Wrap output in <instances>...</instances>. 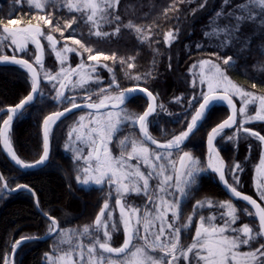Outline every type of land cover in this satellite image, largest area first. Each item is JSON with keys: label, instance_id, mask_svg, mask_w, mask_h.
<instances>
[{"label": "snow or ice", "instance_id": "obj_1", "mask_svg": "<svg viewBox=\"0 0 264 264\" xmlns=\"http://www.w3.org/2000/svg\"><path fill=\"white\" fill-rule=\"evenodd\" d=\"M13 2L22 6L24 0ZM26 3L30 11L35 12L32 19L36 23L0 20V65L19 66L30 81L28 94L15 105L8 106L3 115L0 145L20 169L47 165L53 126L66 114L81 111L84 114L70 126L64 148L72 154L77 184L95 185L100 191H107L94 221L82 228L61 227L56 217L43 213L49 222L45 236L25 235L16 239L10 245L11 255L7 252L3 255V264H15L13 257L22 244L45 238L53 241L51 250L44 254L46 264H264V135L246 126L264 122V91L248 90L229 76V70L234 69L241 58L240 53L251 50V40L258 34L254 30L251 36L242 39L244 25H256L259 21L257 29H264V0H246L226 15L221 9L210 21L214 27L204 35L218 39V49H227L235 42L244 47L234 55L221 56L216 52L212 54L215 59H200L192 64L188 69L192 95L187 98L183 93L174 96L175 103L183 105L186 102V107L181 113H168L175 118L174 122L186 123V127L163 141L153 135L150 127H156L167 108L158 102V92L141 86L155 78L153 73L137 72L135 57H118L115 51L109 55L85 42L92 39L111 41L119 37L122 28L134 32L140 42H147L151 25H138L133 20L124 24L116 11L120 0H26ZM224 3L228 4L229 0ZM60 10H66L72 19L56 16ZM169 11H178L176 0L164 9L165 18ZM222 18L229 23L220 24ZM113 24L111 32L103 30ZM81 25L87 28L86 33L77 31ZM66 31L69 35L64 36ZM54 33H60L64 41L62 46ZM178 37L179 30L170 29L164 33V43L171 46ZM42 41L47 42L54 54L58 64L56 70L45 67ZM30 45L34 46V52ZM196 47L199 49L202 45ZM8 48L12 49V55L7 54ZM73 54L80 57L75 66L70 60ZM260 54L264 56V46L260 47ZM117 64L125 69L124 77L132 86L124 87L118 82L114 72ZM168 68H172L171 59ZM102 69H107V81L101 76ZM42 82L51 86L54 95L50 100L54 104L68 107L44 116L42 154L27 162L13 148L12 126L14 119L22 116L28 107L38 100L49 99ZM251 89H257V84H251ZM138 94L147 98L142 112L128 107ZM94 97H99L98 102ZM219 102L226 104L230 114L207 132L205 162L191 150L184 149L208 119L213 105ZM189 112L190 120L187 119ZM126 128L129 129L127 133ZM226 129L234 131L225 137ZM244 137L255 138L261 145L259 162L254 165L255 199L237 190L241 183L240 173L244 171L242 164L237 161L226 165L217 147L218 138L238 147ZM114 143L118 154L110 147ZM209 174L217 176L231 197L246 202L252 211L247 207L238 208L232 199H195L200 180ZM229 174L231 183L226 179ZM10 179L15 177L6 178L0 173V196L16 190L27 191L39 207L34 189L19 183L13 189L9 186ZM133 196L143 200L142 206L127 203ZM113 199L114 206L110 204ZM189 205L191 211L185 217ZM116 208L119 209L118 220L114 217ZM241 214L255 218L258 224L241 222ZM119 225H122L123 239L114 247ZM185 239L190 242L184 244Z\"/></svg>", "mask_w": 264, "mask_h": 264}, {"label": "trees", "instance_id": "obj_2", "mask_svg": "<svg viewBox=\"0 0 264 264\" xmlns=\"http://www.w3.org/2000/svg\"><path fill=\"white\" fill-rule=\"evenodd\" d=\"M245 2L246 0H229V3L225 4L224 0H206V2L205 0H183V2L176 0L178 11H169L167 18H165L164 9L168 8L173 0H120L116 11L122 22L127 24L129 20H133L138 25H151L149 40L142 43L134 32L122 28L119 37H114L111 41L100 42L92 39L85 42L109 55L115 51L118 57H135L134 64L137 72L153 73L155 78L141 86L148 87L154 93L158 92V102H162L167 108V112L161 113L156 127H150L154 136L165 140L170 138L172 134H178L186 127V123L182 125L174 122L175 118L168 113H181L186 107V102L183 105L175 103L174 96L183 93L187 98L192 95L191 76L188 74V69L192 64L200 59H215L212 54L216 52H219L221 56L234 55L239 52L240 48L244 47L242 43L235 42L233 46L220 50L216 47L219 40L214 37L208 38L204 33L212 25L210 21L215 18L218 11L223 9L226 15ZM201 4L204 5L203 8L199 7ZM13 13L15 14L13 15ZM34 15L35 12L30 11L26 0L22 6L14 4L13 0H0V20H4L5 23L8 19L20 21L21 24L26 21L36 22L32 19ZM55 15L63 17V20L72 19V15L68 14L66 10H60ZM223 20L227 19L222 18L219 22H223ZM258 24L259 21L256 22V25H244L241 33L242 39L245 36H251L254 30L258 34L251 40V50L245 49L244 52L240 53L241 58L238 60L237 66L229 70V76L246 89L260 92L264 91V56L260 54V47L264 46V29H257ZM111 27L114 29L115 25L113 24ZM170 29L179 30V37L171 46L164 43V33ZM77 31L86 33L87 28L81 25ZM67 35H69L68 31L64 33V36ZM54 36L60 41L59 46H62L64 41L60 33H54ZM77 38L80 37L77 36ZM42 43L45 45V67L56 70L58 64L55 62L54 54H51L46 41H42ZM197 44L202 45V47L198 49ZM30 48L34 52V46H30ZM6 52L10 53L8 49ZM86 58L87 53L84 54V59ZM79 59L80 57L74 54L70 56L73 66L79 62ZM170 59L171 70L168 68ZM154 60L155 68H153ZM107 63L112 64L111 61ZM124 71L125 69L118 64L114 68L118 82L124 87H130L132 86L131 82L124 77ZM101 76L105 81L109 79L107 69L101 70ZM253 83L257 84V89H251ZM42 88L49 99L44 102L38 100L28 107L23 115L17 118L12 127L11 137L14 150L27 162L38 159L39 155L42 154V122L44 116L67 106L54 104L50 100V97L54 95L50 85L42 82ZM29 91L30 81L24 70L15 66H0V110L15 105ZM77 95L83 94L77 93ZM94 99L99 100V97H94ZM78 102L81 101L77 100ZM237 103L239 104L238 101ZM145 106L144 98L138 97L134 107L142 111ZM78 114L70 116L55 126L51 136L50 162L42 169L22 172L5 159L0 150L2 174L6 178L15 177L14 180H9V186L13 188L17 183L29 185L36 192L41 210L56 217L61 222V227L64 228H82L85 224H91L98 214L99 208L103 206L104 200L102 193L97 190H86L77 184L72 173L71 155L64 150L68 125ZM227 115H229V110L223 105H216L212 108L208 119L190 141L191 145L196 146L198 155L204 154L207 132L227 118ZM190 118L191 112H189L187 119L190 120ZM246 126L264 135V122H252ZM160 130H164L163 133ZM233 131L224 133V136L231 135ZM217 146L221 149L228 165L237 161L242 164L244 171L240 173L241 183L238 186L256 197L253 179L254 165L259 162L261 154L259 141L255 138L244 137L237 147L228 143L226 139H218ZM246 157L248 158L247 162L245 161ZM216 193H220L222 198L226 199L223 190H220L211 180L204 178L196 199H201L203 196H214ZM135 202L142 203L140 200ZM194 202L193 200L192 203ZM240 206L242 208L247 207L251 211L243 203ZM190 211L189 205L185 212ZM48 223V220L36 209L34 198L27 191L0 196V264H3L2 257L6 252L11 255L10 245L16 239L25 235L41 237L45 235ZM87 242L85 240V243ZM52 243V239H49L23 244L17 251L16 264H42L44 262L43 254L51 250Z\"/></svg>", "mask_w": 264, "mask_h": 264}, {"label": "flooded vegetation", "instance_id": "obj_3", "mask_svg": "<svg viewBox=\"0 0 264 264\" xmlns=\"http://www.w3.org/2000/svg\"><path fill=\"white\" fill-rule=\"evenodd\" d=\"M8 55H12L13 54V51H10V53H7ZM24 58H26V59H28L29 57L28 56H25ZM106 86V85H105ZM138 97H142V98H144V100H145V102H146V106H147V98L145 97V96H143V95H137V97L131 102V103H129L128 104V107H130L131 109H133V110H135V111H138V112H142V111H139V110H137L134 106L136 105V101L138 100ZM96 101H98V100H96ZM78 103H81V102H78ZM146 106L144 107V108H146ZM2 119H3V116L0 118V122H2ZM228 132V131H227ZM231 132V131H230ZM226 133V132H225ZM206 138H207V136H206ZM192 139V138H191ZM161 140V139H160ZM161 141H163V140H161ZM191 141V140H190ZM112 148H113V151H114V154H118V149L115 147V143L111 146ZM218 147V146H217ZM219 148V147H218ZM220 149V148H219ZM0 150H1V145H0ZM65 150V149H64ZM184 150H191L192 152H193V154L194 155H196V156H198V157H201V159L202 160H204L205 162H206V154H207V150H206V140H205V145H204V154L203 155H198L197 154V149H196V146H194V145H191L190 144V142H188V144H187V147L184 149ZM221 150V149H220ZM66 151V150H65ZM1 152H2V150H1ZM67 152V151H66ZM67 153H69V152H67ZM2 154L4 155V153L2 152ZM70 155H72L71 153H69ZM221 156L223 157V154H222V151H221ZM4 157H5V159L7 160V158H6V156L4 155ZM224 158V157H223ZM225 160V159H224ZM225 162H226V160H225ZM226 165H228V163L226 162ZM0 172H1V170H0ZM2 173V172H1ZM72 173H73V175H74V171H73V163H72ZM227 176V179L229 180V182L231 183V180H230V178H229V176L228 175H226ZM75 177V176H74ZM204 178H206V179H208V180H211L215 185H217L218 186V188L220 189V190H223V187H222V185H221V183H220V181L218 180V178L214 175V174H209V175H205L204 177H202V179L200 180V188H199V190L201 189V186H202V182H203V180H204ZM81 187V186H80ZM253 187H254V183H253ZM83 188V187H82ZM85 189V188H84ZM97 190L98 192H100V193H102V196L105 198V192L107 191V189H105L104 191H100L98 188H97V186H94V187H92V188H90V189H86V190ZM237 190H239V191H242L243 193H246V194H249V195H251V196H253L254 198H257V197H255L254 195H252V194H250V193H248V192H245L243 189H241L239 186H237ZM254 190H255V187H254ZM224 191V190H223ZM226 194V193H225ZM211 198V199H214V200H217V201H221V200H224L223 198H222V195L220 194V193H216L214 196L213 195H211V196H203L201 199H203V198ZM196 198H198L197 197V193H196V195H195V199ZM195 199H194V201H195ZM226 199H231V198H229L228 196H227V194H226ZM129 201L130 200H133V201H136V200H140V201H142V203H136V204H138V205H140V206H142V204H143V200L142 199H140V198H136V197H132V198H129L128 199ZM233 202L237 205V206H240V204H242L243 202H239V201H234L233 200ZM244 204V203H243ZM251 211H252V209H251ZM115 212H117V214H118V216H119V209L118 208H116L115 209ZM188 214H190V212H185V217L188 215ZM205 215H207L208 213L207 212H205L204 213ZM241 222H243V223H249L250 225H252V224H258V222H257V220L255 219V218H251V217H245L243 214H241ZM122 226V225H121ZM193 235H194V229H193V233H192ZM122 239H123V231H122V229H121V232L117 235V237L115 238V240H116V243H114L113 244V246L114 247H116V246H119V244L120 243H122ZM184 244H188L189 242H190V239H185L184 241Z\"/></svg>", "mask_w": 264, "mask_h": 264}, {"label": "water", "instance_id": "obj_4", "mask_svg": "<svg viewBox=\"0 0 264 264\" xmlns=\"http://www.w3.org/2000/svg\"><path fill=\"white\" fill-rule=\"evenodd\" d=\"M0 66H3V67H5V66H17V65H0ZM17 67H19V66H17ZM24 70V69H23ZM25 71V70H24ZM26 72V71H25ZM138 95H143V94H138ZM145 96V95H144ZM215 105H224V106H226V104H224V103H222V102H219V103H216V104H214L213 105V107L215 106ZM227 107V106H226ZM238 107V106H237ZM6 109H7V107L6 108H3V109H1L0 110V118L4 115V113L6 112ZM63 110V109H62ZM61 110V111H62ZM77 112H80V111H75V113H77ZM229 114H230V112H229ZM71 115H73L72 113H69V114H66V117L65 118H62V120L61 121H63V120H65L66 118H68V117H70ZM18 118V117H17ZM17 118L16 119H14V122L17 120ZM61 121H58L57 122V124L59 123V122H61ZM14 122H13V124H14ZM56 124V125H57ZM56 125H54L53 126V129L55 128V126ZM13 127V126H12ZM227 130H232V129H226L225 131H227ZM42 137H43V129H42ZM1 150H2V152L4 153V155L6 156V158H7V160L14 166V167H16L18 170H20V171H22V172H28V171H36V170H39V169H42V168H44L46 165H42V166H40L39 168H30V169H20L19 168V166H17L16 164H15V162L14 161H12L11 160V158L6 154V152L3 150V146L1 145ZM51 150H52V143H51V138H50V157H51ZM206 150H207V138H206ZM206 159H207V154H206ZM226 163V162H225ZM1 173V172H0ZM217 177V176H216ZM218 178V177H217ZM226 179H227V176H226ZM219 180V179H218ZM221 183V182H220ZM221 185H222V187H223V190H224V192L227 194V196L229 197V198H231L232 200H234V201H239V202H243V203H245V204H247L246 202H244V201H242V200H238V199H236V198H234V197H231V194H230V192L228 191V189L227 188H225V186L221 183ZM14 189V188H13ZM20 191H22V190H16V191H14V192H12L11 193V195H14V194H16V193H18V192H20ZM245 195H249V194H246V193H244ZM254 198V197H253ZM255 199V198H254ZM259 202V201H258ZM34 203H35V207H36V209L38 210V212L43 216V217H45L44 215H43V211L41 210V208H40V205H39V207L36 205V202H35V199H34ZM250 208H251V206L250 205H248ZM46 218V217H45ZM47 219V218H46ZM257 222H258V220H257ZM45 236V235H44ZM50 238H45V239H37V240H32V241H29V242H27V243H31V242H36V241H46V240H49ZM25 244V243H24ZM23 245V244H22ZM21 245V246H22ZM20 246V247H21ZM17 254V253H16ZM16 254L14 255V261H15V264H16Z\"/></svg>", "mask_w": 264, "mask_h": 264}, {"label": "rangeland", "instance_id": "obj_5", "mask_svg": "<svg viewBox=\"0 0 264 264\" xmlns=\"http://www.w3.org/2000/svg\"><path fill=\"white\" fill-rule=\"evenodd\" d=\"M19 23H21L20 21H18ZM28 22L26 21L25 23H23V24H27ZM31 23H36V22H31ZM228 23V20H223V22H220V24H227ZM214 27V25L212 24L207 30H206V32H211L212 31V28ZM104 31H109V32H111L112 30H113V28L111 27V26H106V27H104V29H103ZM209 38V37H208ZM31 46V45H30ZM8 51L10 52V51H12V49L11 48H8ZM237 106L239 107V104L237 103ZM129 109H131L130 107H129ZM131 110H133V109H131ZM82 114H84L83 112L82 113H80V114H78L77 115V117L76 118H74L71 122H70V124L68 125V131H69V128H70V126H72L73 124H74V122L76 121V119L80 116V115H82ZM129 131V129H125V133H127ZM122 135H123V133H122ZM67 140V139H66ZM259 144H260V142H259ZM112 146V145H111ZM110 146V147H111ZM260 147H261V145H260ZM65 149V148H64ZM67 152H69V151H67ZM69 153H71V152H69ZM73 171H74V167H73ZM76 175V173H75V171H74V176ZM229 177H230V180H231V176H230V174L228 175ZM254 177H255V174H254ZM231 182H232V180H231ZM253 183H254V179H253ZM79 186H81V187H83V188H85V189H90V188H92V187H94L95 185H88V186H85V185H79ZM254 187H255V183H254ZM255 192H256V189H255ZM224 200H226V199H224ZM127 203H129V204H132V205H136V206H140V205H138V204H136V202L135 201H133V200H128L127 201ZM110 204H112L113 206H114V204H115V202H114V199L113 200H110ZM238 208H242L241 206H237ZM114 217L118 220V214H117V212H114ZM121 229H122V226L121 225H119V232L118 233H116L115 235H114V239L117 237V235L121 232ZM45 254V253H44ZM44 254H43V259H44ZM44 263L46 264V262L44 261Z\"/></svg>", "mask_w": 264, "mask_h": 264}]
</instances>
